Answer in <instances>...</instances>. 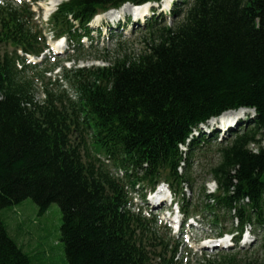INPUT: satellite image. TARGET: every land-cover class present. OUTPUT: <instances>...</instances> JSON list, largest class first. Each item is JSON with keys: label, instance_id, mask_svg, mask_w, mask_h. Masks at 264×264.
Instances as JSON below:
<instances>
[{"label": "trees", "instance_id": "16d2710c", "mask_svg": "<svg viewBox=\"0 0 264 264\" xmlns=\"http://www.w3.org/2000/svg\"><path fill=\"white\" fill-rule=\"evenodd\" d=\"M159 1L66 0L49 16V29L66 38L70 61L93 47L88 23L95 15ZM169 14L170 23L155 14L146 19L147 46L136 56L46 68L26 62L25 55L48 48L33 13L24 2L0 5V264H33V250L5 223L27 198L38 215L58 205L67 264H264V0H180ZM57 66L61 83L45 82L35 100L28 73L44 77ZM240 108L254 115L228 139L199 131ZM208 145L218 154L209 167L216 187L209 192L203 184L205 201L192 203L185 197L191 162ZM160 182L183 218L204 214L218 236L232 234L235 242L249 228L260 256L221 249L218 259L184 261L155 214L132 201V192Z\"/></svg>", "mask_w": 264, "mask_h": 264}, {"label": "rangeland", "instance_id": "374dc122", "mask_svg": "<svg viewBox=\"0 0 264 264\" xmlns=\"http://www.w3.org/2000/svg\"><path fill=\"white\" fill-rule=\"evenodd\" d=\"M10 2H24L26 4V7H28L33 13L31 22L36 25L37 28L41 29L42 35L46 38V43L51 49L50 51L46 50L43 57L35 58L33 56H26V62L39 63V67L51 68L55 62H58L59 65L65 66L66 68L73 66H105L113 59L123 54L136 56L145 50L147 46L148 36L143 29V19H141L140 22L126 25V23L123 22L125 17H122L120 20L121 23L123 22L122 27L125 25L123 30L111 28L110 32H107L104 29H100L101 36L103 35L104 39L101 36L95 37L97 32L93 31V47L78 54L74 53L75 55L72 56V59L67 61L66 58L73 54L71 47L69 48L66 42L65 45L64 43L61 44L62 40L54 41L52 32L49 30V25L47 24L48 17L52 13L51 6L48 4L49 0H0V5H5ZM165 2L167 1L164 0L162 1V4L160 3L158 6L155 5L153 11L147 13L149 18L154 13L155 15H159V17L165 18L166 22L170 23L172 17L168 10L170 8L172 9L173 5L168 7L167 4L165 5ZM175 2L178 4L180 0H173V4ZM147 15L145 17H147ZM113 18H105L103 19V22H108L109 24L115 23L113 22L115 20H109ZM94 20L95 17L93 18V21ZM105 32L107 33L104 34ZM120 33L123 34L122 37H118ZM118 42H121L120 47L117 46ZM89 43L90 41L87 38L84 37L82 39L83 46H87ZM18 53L20 54V51H18ZM41 61L46 62L41 64ZM59 70L60 68L57 66L52 71L43 75L44 77H41V75L34 71L28 73V76L33 81L32 86L35 100H39L43 97L41 88L44 86L45 82L50 81L52 84H49V86L52 87L58 86L61 83L60 80L57 82V79L55 78L57 73H59ZM68 94L70 96L74 95L69 87ZM236 113L232 112L228 114L233 117L228 122L234 123V119L237 120L239 118V121L235 123L232 130L243 127V125H245V120L252 118L254 115L252 110L242 112L237 111ZM225 119L222 121H225ZM222 121H219L220 125L222 124ZM211 125H214V127ZM214 129L217 130L215 140L220 141L222 138H229V132L221 135V132H219L221 130L215 121H209L200 125L199 131L202 130V134L205 135V137H209L210 133L215 131ZM195 134H197L196 131ZM261 145L264 147V138L262 139ZM181 149L185 150L184 147H181ZM217 158L218 154L213 145H208L193 157L191 162L192 186L191 188L188 187L185 189V197L186 199H190L192 203L194 200H197V203L205 201V198L201 194L203 184L209 192L215 189V183L211 180L209 175V167L217 161ZM148 190L149 189L132 192L133 202L137 204V206H140L144 211L143 213L146 215L155 214L157 216V227H159L162 232L169 233L168 236H171L172 240H176L179 243V255L180 258L183 257L184 261L188 259L193 262L196 257L201 254L211 259H218L219 256L216 255H218L217 253L222 252L221 249H223L224 252H235L241 249V256H248L250 253H253L256 257L260 256L259 250L254 246L257 244V241L253 234L249 232V228L245 230L240 245H231L228 248L217 246L213 241H204L214 238L219 231L215 225L210 223L208 216L204 217V214L201 216L193 215V224L185 222L183 226L177 229V219L181 218V214L178 213V206L173 205L168 208L169 200H167L164 203V207L166 208L163 206L160 208L151 207V202L155 201L153 199L154 194L148 195ZM142 193H145L144 198L141 197ZM166 209H168V211H166ZM171 210H175L177 214L175 212L171 213ZM8 211L9 214L5 215V223H8L9 232L15 237L19 244L21 243L23 245L25 250H33V264H67L62 245L58 240L61 213L56 203H52L43 215H38L36 205L29 198L24 199L19 205L12 206ZM223 225L229 227L230 223L226 220L223 222ZM200 241L204 244L214 246L212 248H210L211 246H204ZM228 242V240H222L223 244ZM245 249H247L248 252L244 255Z\"/></svg>", "mask_w": 264, "mask_h": 264}, {"label": "bare ground", "instance_id": "6f19581e", "mask_svg": "<svg viewBox=\"0 0 264 264\" xmlns=\"http://www.w3.org/2000/svg\"><path fill=\"white\" fill-rule=\"evenodd\" d=\"M62 1H65V0H49V2H48V4L51 6V11H53L54 9H55V7L60 3V2H62ZM162 1H164V0H161L160 2H161V4H162ZM169 1L170 0H168L167 2H165V5L167 4V6H168V3H169ZM151 7V5H149V4H143V5H140V6H136V7H132V6H130L129 4H124L123 6H121L119 9H117V10H113L112 12H106V13H103V14H98L97 16H96V18H95V23L94 24H97L99 21H101V20H103V19H105V18H113V19H109V20H114V19H116L120 14H123V13H130V12H133L134 14H135V17H138V16H140V17H142V18H144L145 17V14H147V11H148V9ZM116 16V17H115ZM61 44H63V41H61ZM246 110H249V109H246ZM245 109H241V110H237V111H239V112H242V111H246ZM230 113H232V111H229V112H225V113H223L222 114V116H221V119H225L226 118V120H228V121H230L231 120V118H233V117H231V115H228V114H230ZM234 113V112H233ZM237 114V113H236ZM235 114V115H236ZM227 115V116H226ZM239 119V118H238ZM236 120V119H234L235 121H234V124L235 123H237L239 120ZM225 122H223V124H224ZM231 124H233L232 122H229L228 123V125H229V127H231ZM225 125V124H224ZM223 125V126H224ZM212 126V125H211ZM166 194L164 193V191H158L156 194H155V196H153V199L155 200L154 202H151V207H157V208H160L161 206H162V200L165 198L164 196H165ZM177 222H178V219H177ZM178 224V223H177ZM221 244H223L222 243V241L220 242Z\"/></svg>", "mask_w": 264, "mask_h": 264}]
</instances>
